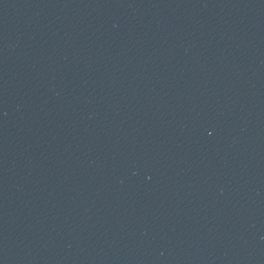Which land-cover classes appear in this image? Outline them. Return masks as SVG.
I'll list each match as a JSON object with an SVG mask.
<instances>
[{"label": "water", "instance_id": "water-1", "mask_svg": "<svg viewBox=\"0 0 264 264\" xmlns=\"http://www.w3.org/2000/svg\"><path fill=\"white\" fill-rule=\"evenodd\" d=\"M0 264H264V0H0Z\"/></svg>", "mask_w": 264, "mask_h": 264}]
</instances>
